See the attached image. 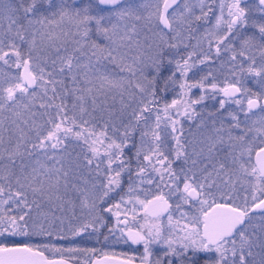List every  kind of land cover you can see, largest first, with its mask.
<instances>
[{"label":"snow or ice","instance_id":"snow-or-ice-1","mask_svg":"<svg viewBox=\"0 0 264 264\" xmlns=\"http://www.w3.org/2000/svg\"><path fill=\"white\" fill-rule=\"evenodd\" d=\"M103 228L142 255L83 264H264V0H0V264Z\"/></svg>","mask_w":264,"mask_h":264},{"label":"flooded vegetation","instance_id":"flooded-vegetation-1","mask_svg":"<svg viewBox=\"0 0 264 264\" xmlns=\"http://www.w3.org/2000/svg\"><path fill=\"white\" fill-rule=\"evenodd\" d=\"M217 4H218V0H217ZM217 103H219V99H217L216 101ZM107 217V222L109 224V226H111L113 223H115V218L112 217L111 213H107L106 214ZM165 223H166V218H165ZM109 235L108 233V228H103L102 229V234L99 235L98 237L96 235H92L89 236L87 234H81L80 236H77L79 238V240H72L71 243L73 242H77V244L73 245V246H69V247H73V248H96L98 249V253L97 256L95 257H99L100 255H102L104 252H112L115 251L117 253H126L128 255H135V256H140L143 253V245H132L131 242L128 243H124V242H120V243H113L114 239L116 236H119V232H116L115 235L109 239V241L105 242L104 241V236ZM67 238L68 237H72L70 233L67 232ZM154 252L156 255H159V245H154ZM49 256H58V254H54V255H49ZM79 258H76L79 261V264H83V261L85 259H92L93 256H85L84 254H81L79 256H77ZM136 263H139V260L136 261Z\"/></svg>","mask_w":264,"mask_h":264},{"label":"rangeland","instance_id":"rangeland-1","mask_svg":"<svg viewBox=\"0 0 264 264\" xmlns=\"http://www.w3.org/2000/svg\"><path fill=\"white\" fill-rule=\"evenodd\" d=\"M76 150L79 151V148H77ZM179 166H180L179 163L175 164V167L178 168ZM124 187L125 188L127 187V180L125 181ZM153 190H154V186H153ZM121 192H122V190H121ZM121 192H118L115 196H113V198L108 203H114L116 200H118L119 199V195L121 194ZM172 202L175 203V198H173V201ZM105 207H107V205H105ZM129 207H131V206L129 205ZM106 214H105V217H107ZM66 227H67V224L65 225V228ZM66 235H67V231H65V233H64V237H65L64 239H58L57 236H56V233L54 232L53 239H52L51 242L52 243H57V246H62V247H65V248L77 244V242H73V243H71V242H72V240H79L78 237H73L72 236V237H68L67 238ZM9 239H27V241L33 242V243H37V242H41V243H43V242H49V241H47L44 238L11 237ZM0 241H5L4 237H0ZM81 254H83V253H80L77 256H79ZM46 255L49 256V255H54V254L51 253V252H49V253H46ZM76 258H79V257H76Z\"/></svg>","mask_w":264,"mask_h":264},{"label":"trees","instance_id":"trees-1","mask_svg":"<svg viewBox=\"0 0 264 264\" xmlns=\"http://www.w3.org/2000/svg\"><path fill=\"white\" fill-rule=\"evenodd\" d=\"M199 90L198 89H194L193 90V92H192V96H193V98H196V97H198L199 96ZM173 96H174V94L173 93H169L168 95H167V99L168 100H171L172 98H173ZM217 100H215V101H213V100H207V101H205L204 102V107H211V106H213V105H215V106H218L219 105V103H217L216 102ZM231 107H234V106H231ZM226 108H228L229 110H231V108L229 107V106H226ZM197 110L199 111L200 110V106H198V108H197ZM185 127L187 128L188 127V124L187 123H185ZM127 180V176H125V181ZM116 195V194H115ZM114 195V196H115ZM29 242V241H27V239H9V241L8 242ZM3 242H5V241H0V243H3Z\"/></svg>","mask_w":264,"mask_h":264},{"label":"water","instance_id":"water-1","mask_svg":"<svg viewBox=\"0 0 264 264\" xmlns=\"http://www.w3.org/2000/svg\"><path fill=\"white\" fill-rule=\"evenodd\" d=\"M50 258H53L54 256H49ZM58 257V256H57ZM95 258H98V257H93L92 259H95ZM136 264H139V263H136Z\"/></svg>","mask_w":264,"mask_h":264}]
</instances>
